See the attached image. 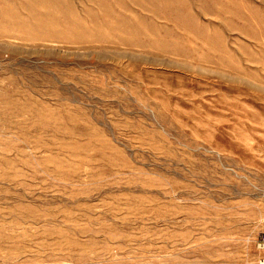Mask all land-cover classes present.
Segmentation results:
<instances>
[{"label": "rangeland", "instance_id": "1", "mask_svg": "<svg viewBox=\"0 0 264 264\" xmlns=\"http://www.w3.org/2000/svg\"><path fill=\"white\" fill-rule=\"evenodd\" d=\"M264 0H0V264H264Z\"/></svg>", "mask_w": 264, "mask_h": 264}, {"label": "built area", "instance_id": "2", "mask_svg": "<svg viewBox=\"0 0 264 264\" xmlns=\"http://www.w3.org/2000/svg\"><path fill=\"white\" fill-rule=\"evenodd\" d=\"M262 245H264V236L261 238Z\"/></svg>", "mask_w": 264, "mask_h": 264}]
</instances>
